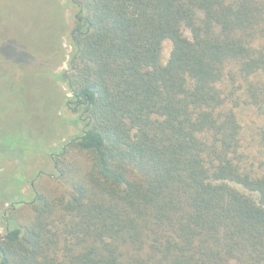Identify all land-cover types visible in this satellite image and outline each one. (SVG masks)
<instances>
[{
    "label": "trees",
    "instance_id": "1",
    "mask_svg": "<svg viewBox=\"0 0 264 264\" xmlns=\"http://www.w3.org/2000/svg\"><path fill=\"white\" fill-rule=\"evenodd\" d=\"M75 3L85 129L12 203L0 264H264V0Z\"/></svg>",
    "mask_w": 264,
    "mask_h": 264
},
{
    "label": "rangeland",
    "instance_id": "2",
    "mask_svg": "<svg viewBox=\"0 0 264 264\" xmlns=\"http://www.w3.org/2000/svg\"><path fill=\"white\" fill-rule=\"evenodd\" d=\"M78 16L75 0H0V234L12 203L56 177L54 155L85 129L64 106ZM170 51L166 41L165 61Z\"/></svg>",
    "mask_w": 264,
    "mask_h": 264
}]
</instances>
